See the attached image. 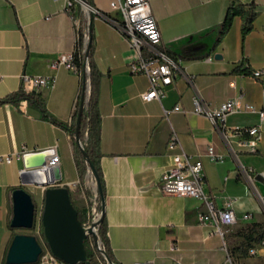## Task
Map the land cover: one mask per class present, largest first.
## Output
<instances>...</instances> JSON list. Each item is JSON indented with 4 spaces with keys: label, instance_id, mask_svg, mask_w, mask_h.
I'll return each mask as SVG.
<instances>
[{
    "label": "crops",
    "instance_id": "1",
    "mask_svg": "<svg viewBox=\"0 0 264 264\" xmlns=\"http://www.w3.org/2000/svg\"><path fill=\"white\" fill-rule=\"evenodd\" d=\"M109 1L93 0V5L112 15ZM234 2L254 6L253 29L244 37V20L236 16L217 44L232 0H151L162 47L182 59L183 72L162 100L145 101L142 93L149 88V78L128 70L136 53L111 21L90 17L79 6L68 10L64 0H0V98L20 88L35 91L50 114L67 124L77 107L82 75L78 69L54 68L52 63L63 54L73 56L80 33L86 43L92 28L93 59L103 74L98 99L105 181L101 207L119 264H264V239L249 241L245 236L248 226L264 222V121L257 112L228 116L232 128L261 126L258 151L252 153L246 147L230 148L220 130L194 111L197 95L217 108L240 94L264 110V0ZM216 53L222 58H215ZM253 69H262V76L254 77ZM24 74L50 77L54 82L27 89ZM177 104L184 110L164 114V109ZM173 129L182 149L202 160L207 192L216 204L230 205L239 216L252 214L228 227L224 238L212 225L199 221L200 199L168 195L160 189L162 175L180 152L168 148ZM210 146L220 160L210 157ZM46 149L60 156L56 184L69 187L74 205L85 210L87 219L89 202L98 195V188L93 181L90 195L80 193V154L72 134L44 119L27 101L0 105V155ZM23 154L10 163L0 162V264H7L13 238L21 233L11 226L14 190H27L40 209L44 203V187L22 184Z\"/></svg>",
    "mask_w": 264,
    "mask_h": 264
},
{
    "label": "built area",
    "instance_id": "2",
    "mask_svg": "<svg viewBox=\"0 0 264 264\" xmlns=\"http://www.w3.org/2000/svg\"><path fill=\"white\" fill-rule=\"evenodd\" d=\"M68 10L78 6L81 7L90 17L97 16L108 19L121 32L128 42L130 48L135 51L136 57L127 64L128 70L132 74H144L149 78V88L142 93L145 101L162 100L166 96L167 88L175 81L179 73L183 72L182 59L162 47V34L158 22L153 14L151 0H110L109 5L112 15L102 11L87 0H64ZM54 68L65 66L72 70H77L74 64V56L61 55L52 63ZM87 70H89L87 66ZM262 69H253L252 75L261 77ZM23 82L27 89H39L54 82L46 76L23 75ZM27 91V90H26ZM194 111L206 116L214 126L220 130L224 141L230 148L235 146L246 147L250 152L257 153L258 144L262 138V128L260 125L241 126L232 128L228 126L227 119L230 114L236 112H257L264 121V110H258L253 104L244 101V95L223 102L217 108H212L200 95L194 98ZM180 104L173 109H164V114L168 116L172 111H183ZM168 148L171 150L180 149V152L173 157V164L162 175L159 186L163 193L200 199L203 208L198 212V219L201 223L210 224L215 232L225 237L228 227L235 225L240 219L248 220L252 217L250 213L241 216L230 205L220 207L214 201L213 196L207 192V182L203 173V162L199 158L187 154L183 149L176 130H172L168 139ZM24 151L0 155V162L10 163L15 157H21ZM209 155L214 160H220L212 146L209 147ZM60 163V156L54 153L47 157L46 163L41 168L51 171L57 168ZM264 178V172L261 174ZM90 215L83 222L86 228L92 226L102 216L99 207L98 195L91 200L89 208ZM98 227H94L97 232ZM88 240H93V235L89 234ZM95 243V241H94ZM95 245L100 249V241ZM225 246V242H224ZM251 254H256L254 249H250ZM41 261L52 264H63L50 251L44 250L40 257ZM231 258L228 256V260Z\"/></svg>",
    "mask_w": 264,
    "mask_h": 264
},
{
    "label": "water",
    "instance_id": "3",
    "mask_svg": "<svg viewBox=\"0 0 264 264\" xmlns=\"http://www.w3.org/2000/svg\"><path fill=\"white\" fill-rule=\"evenodd\" d=\"M86 43L90 44L87 39ZM215 58H222L216 53ZM84 100L81 102L80 112L77 119L76 141L79 143L85 158L86 152L80 140V118ZM54 154L53 149L29 151L23 154L24 169L21 172L22 184H35L45 188L44 203L41 211V224L43 227L44 245L63 264H91L88 260L85 240L89 234L93 235L94 241L99 240L94 227H98L104 217L93 221L92 226L86 228L79 219L78 208L74 205L68 186L56 184L60 180L57 168L47 171L41 168L46 163L48 156ZM87 163L95 178L97 188L100 190L99 175L87 158ZM261 176V175H260ZM104 202V199H103ZM13 217L11 226L17 229H32L35 226L36 204L32 195L22 187L13 192ZM44 245L34 234L17 233L9 247L7 264H28L40 261L44 252ZM109 264H114L109 262Z\"/></svg>",
    "mask_w": 264,
    "mask_h": 264
},
{
    "label": "trees",
    "instance_id": "4",
    "mask_svg": "<svg viewBox=\"0 0 264 264\" xmlns=\"http://www.w3.org/2000/svg\"><path fill=\"white\" fill-rule=\"evenodd\" d=\"M89 3L93 4V0H87ZM241 16L244 20V25L242 28L243 36L245 37L253 29V22L256 17V12L254 6L251 4L245 6L243 4L235 3L232 0L230 4L218 40L219 44L226 33L232 26L234 17ZM92 29V28H91ZM91 29L88 33L90 44L84 43L83 34L80 33L79 48L74 53V64L77 69L81 72L82 75V84L81 90L78 97L77 107L73 116L71 124L62 122L54 118L46 105L44 98L41 94L35 91H26L23 88H20L7 96L0 98V105L5 103H18L21 101H27L34 107L38 108L42 117L55 125H58L66 130H68L72 136L75 138L77 131V119L80 112L81 102L84 100L82 113L80 118V129L79 136L83 144L84 150L86 152V157L91 161L92 165L95 167L99 179H100V190L98 189V198H99V207H101V202L105 198V181L103 176V171L101 168L100 159L102 153L100 151V141H101V123L102 115L98 105L99 93H100V82L102 78V72L99 70L95 60L93 59V35ZM87 66L89 70H87ZM76 141V138H75ZM77 153L83 158V162H87V158L84 157L79 143L76 141ZM78 156V155H77ZM77 165L79 169V175L81 184L84 187L85 183V169L81 167V162L79 156L77 157ZM88 164V163H87ZM86 194L90 195L89 191H85ZM91 207V201L89 202V208ZM79 211V219L82 222H85V210ZM247 240H261L264 239V222L263 223H253L247 227V232L245 233ZM98 240L101 241L104 245L103 249H100L103 261L106 264L109 262L114 264H119L115 259L112 248L110 246L109 237L107 235V223L105 217H103L98 224L97 232ZM85 245L87 248L88 260L92 262L93 251L89 247V240H85ZM81 264H86L82 262Z\"/></svg>",
    "mask_w": 264,
    "mask_h": 264
},
{
    "label": "rangeland",
    "instance_id": "5",
    "mask_svg": "<svg viewBox=\"0 0 264 264\" xmlns=\"http://www.w3.org/2000/svg\"><path fill=\"white\" fill-rule=\"evenodd\" d=\"M79 160L81 162V167L85 169V181H86V185H84V187L79 184V190H80V193H82L83 191H89L90 192V188L93 184V181H95V178L92 174V171L90 170L87 162H83V158L81 156H79ZM36 204V203H35ZM41 211H42V208L40 209L39 205L36 204V219H35V226L34 228L32 229H29V230H26V229H21L19 230L21 233H26V232H30V233H34V235H36L38 237V239H40L41 243L44 245L45 243V239H44V236H43V227H42V224H41ZM42 229V232L41 230ZM97 232H98V228H97ZM100 245H101V248L103 249L104 248V245L103 243L100 241ZM89 247L91 248V250L93 251L94 255H93V258H92V262L90 261L91 264H106L104 261H103V258H102V253L101 251L99 250V248L95 245L94 241L93 240H89ZM44 250L47 251L48 248L44 245Z\"/></svg>",
    "mask_w": 264,
    "mask_h": 264
}]
</instances>
